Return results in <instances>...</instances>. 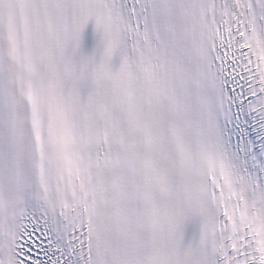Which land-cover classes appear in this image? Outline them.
I'll return each instance as SVG.
<instances>
[{"label": "snow or ice", "instance_id": "6c2138e0", "mask_svg": "<svg viewBox=\"0 0 264 264\" xmlns=\"http://www.w3.org/2000/svg\"><path fill=\"white\" fill-rule=\"evenodd\" d=\"M0 264H264V0H0Z\"/></svg>", "mask_w": 264, "mask_h": 264}]
</instances>
